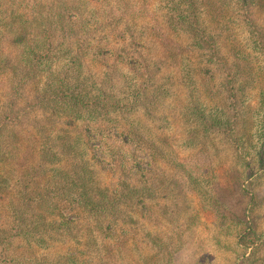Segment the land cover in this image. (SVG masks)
I'll list each match as a JSON object with an SVG mask.
<instances>
[{
    "label": "trees",
    "instance_id": "1",
    "mask_svg": "<svg viewBox=\"0 0 264 264\" xmlns=\"http://www.w3.org/2000/svg\"><path fill=\"white\" fill-rule=\"evenodd\" d=\"M263 185L264 0H0V264H171L189 196L259 264Z\"/></svg>",
    "mask_w": 264,
    "mask_h": 264
},
{
    "label": "rangeland",
    "instance_id": "2",
    "mask_svg": "<svg viewBox=\"0 0 264 264\" xmlns=\"http://www.w3.org/2000/svg\"><path fill=\"white\" fill-rule=\"evenodd\" d=\"M260 197L263 206L259 210V221L262 226L259 227V232H262L264 231V188ZM178 207L179 214L175 216L173 222L179 234L174 243L177 247L179 245L181 247L171 264H243L244 260L241 257L243 251L236 239L238 230L234 229L233 225L229 223H225V226L217 225V216L211 212L209 213L212 215L201 212L198 201L191 196L185 200V203L179 202ZM163 232H168V226ZM161 236L163 238V235ZM172 236L175 238V235ZM165 240L163 245L172 241ZM145 241V246L148 248L146 253H148L154 247V243L151 237L145 238ZM257 256L258 263L264 264V249Z\"/></svg>",
    "mask_w": 264,
    "mask_h": 264
}]
</instances>
